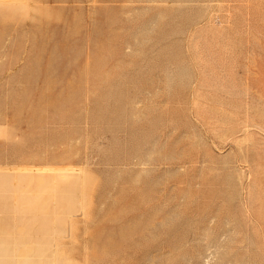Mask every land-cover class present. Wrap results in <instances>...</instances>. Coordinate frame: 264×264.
<instances>
[{"label":"rangeland","instance_id":"rangeland-1","mask_svg":"<svg viewBox=\"0 0 264 264\" xmlns=\"http://www.w3.org/2000/svg\"><path fill=\"white\" fill-rule=\"evenodd\" d=\"M0 264H264V0H0Z\"/></svg>","mask_w":264,"mask_h":264}]
</instances>
